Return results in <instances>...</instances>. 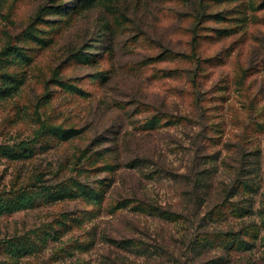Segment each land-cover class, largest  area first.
<instances>
[{
    "label": "rangeland",
    "instance_id": "374dc122",
    "mask_svg": "<svg viewBox=\"0 0 264 264\" xmlns=\"http://www.w3.org/2000/svg\"><path fill=\"white\" fill-rule=\"evenodd\" d=\"M0 264H264V0H0Z\"/></svg>",
    "mask_w": 264,
    "mask_h": 264
}]
</instances>
